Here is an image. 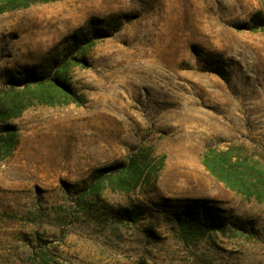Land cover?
Returning a JSON list of instances; mask_svg holds the SVG:
<instances>
[{"label":"rangeland","instance_id":"1","mask_svg":"<svg viewBox=\"0 0 264 264\" xmlns=\"http://www.w3.org/2000/svg\"><path fill=\"white\" fill-rule=\"evenodd\" d=\"M60 67L78 101L38 103L23 76ZM18 109L0 120V264H264V203L203 165L264 170L262 0L0 12V111ZM195 209L221 229L183 231Z\"/></svg>","mask_w":264,"mask_h":264},{"label":"trees","instance_id":"2","mask_svg":"<svg viewBox=\"0 0 264 264\" xmlns=\"http://www.w3.org/2000/svg\"><path fill=\"white\" fill-rule=\"evenodd\" d=\"M54 0H0V12L13 10L21 7H27L38 2H48ZM264 4V0H262ZM62 67L54 69L48 75L47 82H44V74L41 71H27L23 76L26 83L25 88L34 85L35 90L39 89L37 102L40 104H67L76 103L78 101L77 94L65 83L62 74L65 72ZM48 88L49 94L45 93ZM32 91V90H31ZM47 91V90H46ZM54 96V97H53ZM56 98V99H53ZM20 110H14L11 113L3 114L0 111V120L12 116H17ZM8 138V149L4 152L5 155L11 153L14 149L15 141ZM203 165L206 170L225 187L233 192L240 194L246 200H254L259 203H264V170L258 169L253 164L237 165L232 161L231 156L226 152L223 157L219 154L207 155L203 159ZM134 162L128 165L129 169H135ZM134 174L133 184L138 181L140 169H136ZM132 175V174H131ZM127 189L126 187H120ZM180 214V213H179ZM175 218L181 225V229L189 235H201L209 230H220L221 223L215 220L209 213L203 209H195L186 211L182 216L175 215Z\"/></svg>","mask_w":264,"mask_h":264}]
</instances>
